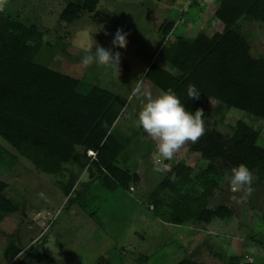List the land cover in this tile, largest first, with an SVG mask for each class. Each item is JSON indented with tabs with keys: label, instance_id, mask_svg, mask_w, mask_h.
Instances as JSON below:
<instances>
[{
	"label": "rangeland",
	"instance_id": "rangeland-1",
	"mask_svg": "<svg viewBox=\"0 0 264 264\" xmlns=\"http://www.w3.org/2000/svg\"><path fill=\"white\" fill-rule=\"evenodd\" d=\"M69 2L82 4L83 0H0V15L40 29L43 44L34 60L77 78L82 92L98 86L124 95L114 132L126 142L116 165L126 170L131 180L125 189L105 187L93 163L95 153H84L82 146H76L82 158L78 163H65L57 173L38 171L0 136V182L5 184L3 195L16 207L0 220V264L18 260L3 258V248L10 240L26 254L27 264H106V260L110 264H136L137 260L140 264H176L185 256L202 259L204 264H230L229 258L237 254L264 264V181L255 176L251 194L245 186L232 189L228 180L217 189L208 206H226L233 215L218 228L201 221L188 227L166 224L149 205L151 192L174 164L204 168L206 162L190 149V141L172 160L161 158L156 141L136 125L142 101L133 92L138 86L154 96L162 92L144 79L152 61L176 72L157 55L166 39L160 26L172 23V39L177 35L192 37L199 31L208 35L221 31L223 24L215 16L219 0H97L93 11H80L77 19L66 22L60 14ZM117 28L127 33L122 48H113L111 43ZM240 31L249 39L251 55L262 56L264 24L242 20ZM91 36L100 46L120 52L115 74L105 66L80 62L85 54L82 46L95 44ZM218 106L217 100L209 101L205 128L229 132L238 119L254 123L251 115L237 108L222 113ZM255 124L261 126L257 144L264 147V124ZM157 167L163 171H154ZM202 188L196 179L178 191ZM173 196L168 193L163 198L169 201ZM213 244L224 248L221 259L207 249Z\"/></svg>",
	"mask_w": 264,
	"mask_h": 264
},
{
	"label": "trees",
	"instance_id": "trees-1",
	"mask_svg": "<svg viewBox=\"0 0 264 264\" xmlns=\"http://www.w3.org/2000/svg\"><path fill=\"white\" fill-rule=\"evenodd\" d=\"M96 3L97 0L69 2L60 18L72 22L80 11H93ZM215 16L223 28L211 35L199 31L192 37L177 35L172 39V23L160 26L166 39L157 55L176 72L152 61L144 74V79L160 91H175L189 111L202 108L206 117L207 105L215 99L221 112L237 108L254 120L247 124L238 119L229 132L205 128L204 135L189 146L206 162L205 167L174 164L151 192L152 209L160 219L176 225L208 223L213 217L231 215L226 206H208L227 181L225 173L231 167L245 163L256 180L264 181V147L257 144L261 126L255 124H264V54L252 56L249 39L240 31L242 20L264 24V0H219ZM42 37L34 24L0 15V136L45 173H57L65 163H78L81 157L76 146H82L84 153H95L93 163L105 187L127 188L131 176L116 165L126 139L114 132L126 98L98 86L82 92L77 78L36 62ZM193 84L201 92L198 99L187 96V88ZM173 174L174 181L170 179ZM196 179L201 181L202 190L178 191ZM4 189L5 184L0 182V220L16 210L3 195ZM168 193L174 196L165 201L163 197ZM208 250L218 259L223 256L217 244L209 245ZM16 257L18 260L12 264H27L26 254L10 240L3 248V258L13 261ZM229 262L262 264L237 255L231 256ZM176 264L203 263L185 256Z\"/></svg>",
	"mask_w": 264,
	"mask_h": 264
},
{
	"label": "clouds",
	"instance_id": "clouds-1",
	"mask_svg": "<svg viewBox=\"0 0 264 264\" xmlns=\"http://www.w3.org/2000/svg\"><path fill=\"white\" fill-rule=\"evenodd\" d=\"M105 35L108 33L105 32ZM91 39L94 40L92 36ZM126 41L127 33L122 28H117L111 41L113 48L124 47ZM82 50L85 53L80 58L83 65L105 66L112 69L115 74L119 67V51L106 49L96 41L95 44L82 46ZM200 93L194 84L187 88L188 98L198 99ZM133 95L141 98L142 101L137 113L136 125L156 141L158 153L164 160H172L174 154L187 142L195 143L204 135L206 131L204 110L197 108L195 111H189L172 89L154 96L138 86ZM154 171L162 172L163 169L157 167ZM225 177L233 186H245L247 193L251 194L254 174L245 163L231 167L225 173ZM170 179L174 181L175 175L173 174Z\"/></svg>",
	"mask_w": 264,
	"mask_h": 264
},
{
	"label": "crops",
	"instance_id": "crops-1",
	"mask_svg": "<svg viewBox=\"0 0 264 264\" xmlns=\"http://www.w3.org/2000/svg\"><path fill=\"white\" fill-rule=\"evenodd\" d=\"M120 155V154H119ZM119 155L117 156V158H116V160H118V157H119ZM187 165V164H186ZM230 184V183H229ZM233 185H232V189H233ZM150 208H151V205H150ZM209 208H210V206H209ZM228 208V207H227ZM230 209V208H229ZM231 210V209H230ZM232 211H231V215H229V216H226V217H224V218H218V217H213L208 223H204V224H206V225H214L216 228H218L217 227V225L218 226H220V225H226V223L225 222H228L226 219L227 218H232ZM155 219L157 218V216H155L154 217ZM218 220H222V221H218ZM166 223V222H165ZM203 223V222H202ZM166 224H170V223H166ZM172 225V224H171ZM173 226H176V225H174L173 224ZM182 226V225H181ZM186 226L188 227V226H190L189 224H186ZM225 229L223 230V233H225ZM220 232H222V230L220 229ZM219 232V233H220ZM222 233V234H223ZM192 239H193V237L192 238H187V243L188 242H191L192 241ZM186 242V241H185ZM215 245V244H214ZM222 247H224L225 248V246H226V244H225V246L223 245V243L222 244H220ZM186 247V246H185ZM224 248H222V249H224ZM208 249V248H207ZM226 251V250H225ZM247 251V250H246ZM238 255V254H237ZM242 254H240V256H241ZM245 255V254H244ZM249 255V254H248ZM239 256V255H238ZM192 257V256H191ZM192 258H194V259H196L195 257H192ZM197 260H199V261H201L202 263H203V261H202V259H197ZM204 264V263H203Z\"/></svg>",
	"mask_w": 264,
	"mask_h": 264
},
{
	"label": "built area",
	"instance_id": "built-area-1",
	"mask_svg": "<svg viewBox=\"0 0 264 264\" xmlns=\"http://www.w3.org/2000/svg\"><path fill=\"white\" fill-rule=\"evenodd\" d=\"M88 152L93 153L91 150H88Z\"/></svg>",
	"mask_w": 264,
	"mask_h": 264
}]
</instances>
